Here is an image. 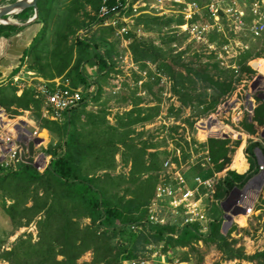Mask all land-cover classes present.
<instances>
[{"label":"trees","instance_id":"16d2710c","mask_svg":"<svg viewBox=\"0 0 264 264\" xmlns=\"http://www.w3.org/2000/svg\"><path fill=\"white\" fill-rule=\"evenodd\" d=\"M100 3L101 0H38L36 23H42L43 28L36 37L29 69L44 80H53L54 76L65 77L75 89L82 85L86 89L91 86L81 71L83 65L96 62L101 72L113 69L115 45L118 44L113 28L98 27L96 35L90 38L76 37L78 31L90 29L95 24L97 17L90 13H96ZM28 11L32 8L24 15L25 20L29 18ZM136 21L143 25L146 34L159 33L172 23H183L181 18L174 16L142 15ZM5 28L16 30L18 27L0 26V36ZM125 38L130 41L129 50L134 61L141 67H146L147 62L156 65L160 73L173 81L172 91L182 106L196 110L197 116L212 112L232 89L233 75L220 71L217 64L204 62L209 58L200 53L185 56V51L174 54L172 48L167 50L162 43L155 44L134 31ZM258 45H252V50L241 63L247 58L264 55L263 49L256 52ZM253 65L256 67V63ZM242 68L251 71L246 66ZM108 74L109 71L107 75L103 74L104 78ZM99 77L102 76H97L98 82ZM152 77L154 81L159 79L155 75ZM146 84L152 91L151 87L156 86L152 84L157 82ZM0 105L16 116L33 107L35 117L38 119L40 116V102L34 100L29 90L20 93L7 85L0 89ZM158 113L157 106L147 111L136 109L112 126L104 111L96 114L95 118L82 107L72 111L69 124L42 120V129L58 139L47 152L52 157L49 169L39 174L30 166H22L0 177V196L5 214L14 222L15 230L34 225L36 240L32 232L24 233L10 250L0 252V260L7 264H78L85 254L91 252L92 259L86 264H141L143 260L145 264H174L176 261L180 264H204L206 254L203 248L208 247L222 256L221 261L264 264V250L246 255L243 247L236 246L237 240L222 234L223 220L218 219L215 213H211L215 219L208 224L209 231L205 234L202 228L206 223L183 225V213L171 218L164 226H147L149 206L155 197L162 170V165L161 169L154 168L156 159L148 161L147 149H157L161 144L153 143L152 138H149V143L141 141L143 134H136V138H130V135L134 134L132 126L150 121ZM87 114L90 119L83 124L80 116ZM254 122L264 124V103L256 109ZM186 123L190 128L193 125L189 119ZM246 128L251 133L255 132L253 125ZM226 144L227 141L208 142L212 160L216 164L224 160L216 165V170L230 160ZM120 152L122 162L125 165L131 163L128 172L119 169L116 155ZM158 153L149 155L152 157ZM197 173L200 174L201 170L197 169ZM245 179L231 173L226 181L227 188ZM84 220L89 223H84ZM138 225L141 229H133ZM153 253H156L154 259L151 258Z\"/></svg>","mask_w":264,"mask_h":264},{"label":"built area","instance_id":"2783aa9c","mask_svg":"<svg viewBox=\"0 0 264 264\" xmlns=\"http://www.w3.org/2000/svg\"><path fill=\"white\" fill-rule=\"evenodd\" d=\"M94 15L97 21L92 27H111L122 37L132 31L145 36L142 27L134 30L136 18L142 15L181 18L183 24L176 29L187 39L176 52L189 47L191 55L200 53L211 58L220 69L234 74L232 90L212 112L197 116L196 110L183 107L174 95L170 78L155 69L163 103L159 114L142 130L153 135V143L165 142L159 151L166 152L167 157L162 162L159 185L149 206L147 226H164L183 213V225L206 223L202 228L205 234L214 220L209 212L215 206L221 212L223 235H229L237 240V247L244 248L248 243L254 244L251 242L254 239L256 251H263L264 233L260 238L261 231L256 232L250 226L264 223V124L254 122L256 109L264 103V71L253 65L264 61V55L239 63L252 49L251 43H259L261 48L257 52L264 51V0H101ZM87 34L86 30L80 31L77 37ZM212 36L217 40H212ZM134 66L130 64L131 68ZM242 66L251 71L243 70ZM141 75L147 76L146 72ZM10 84L19 90L31 89L34 98L42 103L43 119L49 121L63 123L65 115L84 100V90L73 88L65 77L48 81L27 74L12 78ZM168 108L171 114L167 113ZM188 119L193 122L191 128L186 123ZM247 125H253L255 132H249ZM40 133V125L32 118L12 115L0 106V175L22 166H30L39 174L49 169L51 156L35 144ZM210 140L227 141L230 160L219 170L216 165L224 160L217 164L212 160ZM195 169L201 173L190 181L188 173ZM231 173L246 179L227 188ZM3 250H10L9 246ZM155 256L153 253L151 258Z\"/></svg>","mask_w":264,"mask_h":264},{"label":"crops","instance_id":"0c3cea01","mask_svg":"<svg viewBox=\"0 0 264 264\" xmlns=\"http://www.w3.org/2000/svg\"><path fill=\"white\" fill-rule=\"evenodd\" d=\"M16 1L17 0H0V7L1 6L5 7V4L15 3ZM7 6H9V5H7ZM31 8L32 7L27 8L21 14L14 16V17H11V21L13 24H8V25L15 26L18 28H16V30L15 29L14 30H8L5 28V29H3V34L0 36V89H4L7 85H10V86L18 89V92H20V93H22L23 91H26V90H29L33 93V91L31 89L19 90V88H17L16 86L8 83L12 79V78H10V77H12V74H14L13 78L16 76L25 77L27 74L36 75L34 73L35 72L34 70L29 69V66L32 65V58H33L32 55L35 53V51H34L35 40H36L38 33H40V31H42L43 24L42 23H39V24L36 23L38 21V18L33 19L34 15H35V11L33 8H32V11H28L29 18L27 20H25L24 15H27V10L31 9ZM89 10H90V8L88 9V11ZM93 14H95V13H93V12L90 13L91 16H93ZM28 20L29 21L33 20V21L29 22ZM8 25H0V26H8ZM176 26H179V24L172 23L170 25V27L164 28V29L168 30L170 28V29H172V32H170V34H175L176 36H182L183 35L187 39V35L180 34L179 30L176 29ZM140 27H142L141 29H142L143 33H145V35H146L147 32L144 31L143 25L137 24V21H135L134 28H140ZM80 31H84V30H80ZM80 31H78V33ZM86 31L88 33L91 32V33L95 34L96 28L91 26V28L90 29L88 28ZM163 33H162V35H163ZM91 36H88V34H87V36L85 38H90ZM76 37H77V35H76ZM78 39H82V38H78ZM115 39L118 41V44L115 45L118 48V53H116L115 62H114V65H112L113 69L110 68V69L106 70L105 72H101V71H99V67L96 64V62L85 64L82 66L81 71L83 72V75L85 76L87 81L91 84V86L89 89H86L85 86H83V85L77 87V88H81L84 90V100H83V103L78 108H76V109H81L82 107H84L87 112H91L93 110V112L95 114H99V112L104 111L106 113V117H105L106 120L112 126H116V124L120 118H127L128 113H131L132 111H135L136 109L137 110L143 109L144 111H147V109H151V108L157 106V107H159V112H160V107L162 106V103H163V98L161 95L162 88L159 85V80L154 81V78L152 77V75H154L155 69H157L156 65L147 62L146 67H141L139 64H137L134 61L130 50L126 46V45L129 46V42H130L129 39L117 35L116 31H115ZM211 39L217 40V37L212 36ZM126 41H129V42L126 43ZM257 43H251V46L254 44H257ZM173 45H176L177 47L174 48ZM183 45H177V44L173 43L171 45V48L174 50L173 51L174 54L180 53V52H176V50L178 47H181ZM119 47L121 49L124 48V51L122 53H121V51H120L121 49ZM259 48H261L260 45H258L257 49H259ZM251 50L252 49H250V51ZM185 51L187 52L185 54V56L191 55L189 50H185ZM185 51H181V52H185ZM249 52H247L245 56H247ZM256 52H257V50H256ZM243 57L244 56L241 57V61L239 64H243L245 61H248L252 58H255V57H251V58H247L246 60L244 59L245 61L243 63H241ZM123 59H124V61H123ZM204 62L216 64V63L212 62L211 58L205 59ZM130 64H135V66L137 68L135 66H134V68H131ZM218 69L220 71L230 72L233 75L232 76V83H233L234 74L231 71L223 70V69H220L219 67H218ZM108 71H109V74H108L109 76H107V78H104L105 76H103V74L107 75ZM143 72H146V74H147L146 77L141 75ZM98 75L102 76V77H99V82L97 79ZM36 76L40 77V75H36ZM54 77H56V78L53 80H57V79L62 78V76H60V77L54 76ZM41 79H43V78H41ZM142 81H143V84L139 85V83ZM147 82H157V84H152V85H156L155 87H153V86L151 87L152 91L149 89L150 86L149 87L146 86ZM70 83H71V81H70ZM231 88H232V85H231ZM142 91L146 92V94L144 96L141 95ZM19 95L20 94H18V96ZM97 96H98V98L96 100ZM33 98H34V93H33ZM34 100H37V99L34 98ZM100 106H103V107H100ZM76 109H74V110H76ZM72 111H70L69 113H67L65 115V119H64L63 123H59V122L58 123L59 124H64V123L69 124L70 119H72V117H71ZM24 115L29 116L30 118H32L34 120L35 123H37L39 125H41L42 120H46V119H43V117H42V103L41 102H40V116L38 119L35 117V111H34L33 107H30V110L23 111V114L21 116H24ZM135 116H136V114H135ZM141 117L143 118L144 114H142ZM80 120L84 124L86 122L85 115H81ZM94 121H95V118H94ZM151 121H153V119L150 121H142V122H139V123L135 124L134 126H132V129L134 130V134L130 135V138L131 137L136 138L137 137L136 134H143V136L140 138L141 141H148V143H149L150 142L149 138L154 139L153 135L149 134L150 133L149 131L142 130L144 125L148 124ZM51 122H55V121H51ZM40 130H41L42 136H45V137L48 136L50 138L51 135L47 130L42 129L41 126H40ZM55 143H57V141H55ZM160 144H163V143H160ZM52 145H55V144H52ZM161 147H162V145L157 146V149H147V154L159 151ZM46 152H48V151H46ZM120 154H121V152H120ZM51 160H52V157H51ZM116 160L122 161L120 159L118 160L117 158H116ZM118 166H120V165H118ZM123 166H128V168L127 167L126 168L129 169L131 166V163H129L128 165H125L123 162ZM119 169H120V167H119ZM123 170H124V167H123ZM9 174H10L9 172H5V173L1 174L0 177L1 176L5 177ZM195 174H198L197 169L189 171L188 176L190 177V181H191V178ZM243 177H245V176H243ZM190 184L192 185V182ZM222 194L223 193H220L219 195L221 196ZM209 213H210L211 217H212L211 213H215V214H217L216 217L218 219L221 218V212L215 206H213L210 209ZM212 218L215 219V217H212ZM257 225H258L257 227H254V226H250V227L255 228V229L257 228L256 232L261 231L258 236L260 238H263L264 223L257 224ZM239 241L241 243V240H239ZM239 241H238V243H239ZM3 247H6V246H2L0 248L1 252L3 251ZM3 262L4 261H0V263H3Z\"/></svg>","mask_w":264,"mask_h":264},{"label":"rangeland","instance_id":"374dc122","mask_svg":"<svg viewBox=\"0 0 264 264\" xmlns=\"http://www.w3.org/2000/svg\"><path fill=\"white\" fill-rule=\"evenodd\" d=\"M80 15H82V14H80ZM150 24L154 25L156 23L153 24V22H151ZM157 32H152V33L150 32V33H148V34L145 35V38L147 40H149V41H151V40L154 41L155 44L162 43L163 44V47L166 46L165 48L167 50L171 49V45L173 43H175L177 45H183L184 43H186V38L183 35L182 36H172L170 34V32H172V29H170V28L168 30H165L164 29L161 32L159 31V33H157ZM162 33L165 34L163 37L161 35ZM92 34L93 33L89 32L88 33V36H91ZM161 39H163V40H161ZM71 42H72V40H71ZM126 46L129 49V46L128 45H126ZM116 50H117L116 53H118V48H116ZM120 51L122 53L124 51V48H122ZM100 107H103V106H100ZM170 109L172 110L173 107H170ZM170 109L168 108V111H167V113H169V114H171ZM88 113L90 115L94 116V117L96 116V114L93 112V110L91 112H88ZM85 117H86V122H87L88 119H90V116L87 114V115H85ZM92 120L94 121V118ZM176 120L177 119L175 118V121ZM94 129H92V130L89 129V131L91 130L90 132H94L95 133L96 130H94ZM55 141H58V139L54 135H51L50 138H49L48 136L45 137V136H42V134H41V135H39L38 139L35 141V144H36L37 147H40V148L48 151L50 145L56 144ZM156 152H159L158 153L159 155L157 154L156 156H152L151 157V155H149L150 154L149 153L147 155V159H148L149 162L151 160L153 161L154 159H156L154 168H159L160 167V169H161L162 162L166 159V157H167L166 155L167 154L166 155L165 154H162V153H160V151H156ZM153 153H155V152H153ZM116 158L118 160L119 159L122 160V155L120 153H118L116 155ZM118 165H120V169H123V162L122 161H118ZM127 168H124V171L125 172L126 171L128 172L129 169H130V168L129 169H127ZM0 195H1V193H0ZM84 223H89V221L88 220H84ZM256 229L255 228H252V230H255V231H256ZM26 232H28V233H31L32 232V234L34 235L33 238H34V240H36L37 231H36V228H35L34 225H32L30 228H19V229L15 230V224H14V222H12L11 219L9 218V216L6 215L5 212H4L3 202H2V199H1V196H0V248L2 246H9V249H11L12 246L14 245V243L17 241V239L19 237H21ZM251 242H253L254 244H249V243L247 244L246 243L247 244L246 247L245 248L243 247L244 250H245V254L246 255H252V254H254V253L257 252L256 251V249H257V244H256L257 241L254 240V239H252ZM203 249H204V253L206 254L205 255L204 264H218L219 262H221L220 264H252L251 262H248V261H240V260H234V261H226V260H224V261H221L222 260V256L217 251H214L213 249H210L208 247H204ZM91 259H92V254H91V252H89V253L85 254L79 260L78 264H86V263H89L91 261ZM149 261H151V259ZM229 262H231V263H229ZM144 263H146V262L143 260V262L141 264H144ZM0 264H5V263L3 262V263H0Z\"/></svg>","mask_w":264,"mask_h":264},{"label":"water","instance_id":"95a60500","mask_svg":"<svg viewBox=\"0 0 264 264\" xmlns=\"http://www.w3.org/2000/svg\"><path fill=\"white\" fill-rule=\"evenodd\" d=\"M37 4H38V0H17L12 6L9 7L1 6L0 25L13 24L11 21V17L21 14L25 9L30 7H32L35 11V15L33 19L38 18Z\"/></svg>","mask_w":264,"mask_h":264},{"label":"bare ground","instance_id":"6f19581e","mask_svg":"<svg viewBox=\"0 0 264 264\" xmlns=\"http://www.w3.org/2000/svg\"><path fill=\"white\" fill-rule=\"evenodd\" d=\"M10 4H11V5H10ZM13 4H14V3L5 4V7H6L7 5L12 6ZM9 6H7V7H9ZM256 67H258L260 70L264 71V62H260V64H256ZM235 166H237L236 163H235Z\"/></svg>","mask_w":264,"mask_h":264}]
</instances>
